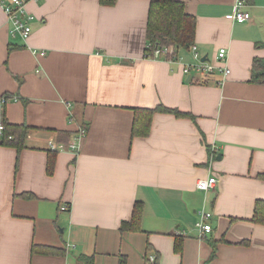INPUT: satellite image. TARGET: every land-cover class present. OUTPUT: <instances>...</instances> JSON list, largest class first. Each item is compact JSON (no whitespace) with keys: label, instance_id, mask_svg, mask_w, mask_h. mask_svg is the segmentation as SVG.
I'll list each match as a JSON object with an SVG mask.
<instances>
[{"label":"crops","instance_id":"crops-1","mask_svg":"<svg viewBox=\"0 0 264 264\" xmlns=\"http://www.w3.org/2000/svg\"><path fill=\"white\" fill-rule=\"evenodd\" d=\"M180 1L201 60L226 49L222 81L184 74L190 49L147 53L149 0H26V40L0 6V96L16 98L0 119L29 128L20 151L0 144V264H264V225L250 221L264 199V80H250L264 59V0L245 2L243 23L236 0ZM157 106L185 115L157 110L134 136V110ZM209 176L214 188L197 189ZM135 203L139 229L120 230Z\"/></svg>","mask_w":264,"mask_h":264},{"label":"trees","instance_id":"trees-1","mask_svg":"<svg viewBox=\"0 0 264 264\" xmlns=\"http://www.w3.org/2000/svg\"><path fill=\"white\" fill-rule=\"evenodd\" d=\"M103 5H112L115 0H99ZM247 2L248 0H244ZM195 17L185 11L184 3L180 0H149L148 20L146 25V39L148 47L147 53L152 55L155 48L170 47L172 58L177 48L190 49L194 43L195 36ZM168 56V54H167ZM251 68V81L264 80V59L254 58ZM3 97L9 98L11 96L4 94ZM0 96V97H1ZM170 112L177 116H184L185 113L177 109L157 106L155 108H136L134 110V118L132 125V134L134 136L144 137L148 134L152 115L155 111ZM0 123L3 129L0 132V144L10 146L20 151L24 148V141L29 130L23 125H11L7 123L4 116L1 117ZM52 152V151H51ZM52 156H49L48 170L52 168ZM264 179V172L259 175ZM140 203H135L132 218L130 222L123 221L120 225V230L124 229H139V221L141 214ZM140 213V214H139ZM250 221L264 225V199H256L253 205L252 215ZM179 245H176V250ZM38 249V248H37ZM179 250V249H178ZM32 251L35 249L32 247ZM215 255V246L213 244L211 258ZM85 264H92L91 256H83L81 258ZM121 258L120 264H123Z\"/></svg>","mask_w":264,"mask_h":264},{"label":"built area","instance_id":"built-area-1","mask_svg":"<svg viewBox=\"0 0 264 264\" xmlns=\"http://www.w3.org/2000/svg\"><path fill=\"white\" fill-rule=\"evenodd\" d=\"M25 1L26 0H0V6L4 9L8 21L10 23V34L12 36H19L22 40H26L31 32V26L29 21L31 20V15L25 9ZM38 1V0H34ZM245 1L244 0H236L233 4V13L232 20L237 23H243L250 19L251 15L248 11L244 10ZM196 45L192 44L190 50L193 55L194 62L186 63L183 65L184 74H191L194 72L195 74L202 75L203 77H210L214 75L216 72L221 73L222 78L219 81H222L223 77H225L229 73V68L226 65V49L221 47L218 49L216 53V64L211 63L210 61L201 60L200 55L196 50ZM171 52L170 47L164 48H155L153 51V55L163 56L167 55ZM43 54V52H40ZM15 97H0V115L4 109L5 104L9 100H14ZM3 129L2 124L0 123V132ZM85 134V128H81L78 130L77 135L74 137L72 141L68 143V147L72 150H77V146L75 143L76 137L80 138ZM49 145L52 150H59L63 148L65 145L62 143H57L55 141L50 140ZM216 184L215 176H209L206 178L198 179L196 182V188L202 191H206L209 189H213ZM61 209L66 210V205L62 206ZM211 213L207 211H200L198 220L195 223V227L199 230V236L203 237L205 234L209 233L212 230L210 218ZM148 260H155L154 255L148 256Z\"/></svg>","mask_w":264,"mask_h":264},{"label":"water","instance_id":"water-1","mask_svg":"<svg viewBox=\"0 0 264 264\" xmlns=\"http://www.w3.org/2000/svg\"><path fill=\"white\" fill-rule=\"evenodd\" d=\"M207 58V56L205 55V56H203V58L202 59H206ZM208 59V58H207Z\"/></svg>","mask_w":264,"mask_h":264},{"label":"rangeland","instance_id":"rangeland-1","mask_svg":"<svg viewBox=\"0 0 264 264\" xmlns=\"http://www.w3.org/2000/svg\"><path fill=\"white\" fill-rule=\"evenodd\" d=\"M193 61H194V59H193ZM193 61H192V62H193Z\"/></svg>","mask_w":264,"mask_h":264}]
</instances>
